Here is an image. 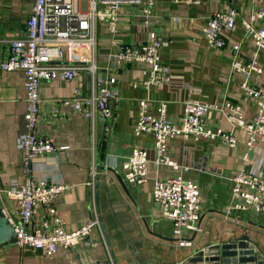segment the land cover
Returning <instances> with one entry per match:
<instances>
[{"label": "crops", "instance_id": "crops-1", "mask_svg": "<svg viewBox=\"0 0 264 264\" xmlns=\"http://www.w3.org/2000/svg\"><path fill=\"white\" fill-rule=\"evenodd\" d=\"M33 4L34 0H0V60L7 57L8 39L24 35ZM261 6L264 8V0ZM256 7L252 0H153L146 27L137 15L139 9L127 6L131 15L123 25V37L131 42L141 41L147 28L163 36L167 43L160 55L170 67L172 77L162 86L145 85L146 65L118 63L103 27L96 60L101 73L116 78L111 85L116 96L111 101V117L104 121L96 116L93 127L72 107L59 104V100L72 95L73 87L87 88L85 74L70 81L41 82L36 132L67 148L34 157V175L67 184L54 201L65 229L77 228L95 209L106 244L98 228L89 235L91 245L80 240L70 247H59L51 256L36 249L19 250L10 240L0 247V264H79L105 259L108 251L117 264H171L207 245L240 239L243 235L264 257V212L249 209L232 216L224 214L230 202L231 176L242 163L245 135L221 111L211 110L206 121L231 131L238 140L235 147L203 137L192 140L172 136L168 140L170 155L190 167L187 177L200 187V230L190 245L175 244L172 224L162 217L159 203L151 196L152 179L164 176L167 168L150 163L148 180L143 183L127 182L120 174L121 164L132 147L147 149L150 157L154 154L153 135L133 132L141 99L152 113H157L160 103L165 102L171 119L179 117L183 102L192 98L208 103L239 102L246 118L254 115L256 105L240 87L242 75L231 67L230 47L239 43L242 58L256 61L262 70L252 72L250 81L256 86L264 85V49L256 47L243 25V19ZM230 8L237 11L235 23L231 29L221 31L225 46L213 48L205 40L202 28L213 11ZM172 16L178 20L174 22ZM258 25L264 26V19ZM23 112L22 71L0 69V200L4 199L5 212L15 217L16 207L4 191L21 181V150L17 140L24 130ZM246 167L264 173V152L260 146L250 151ZM43 214L40 207L38 215Z\"/></svg>", "mask_w": 264, "mask_h": 264}, {"label": "built area", "instance_id": "built-area-1", "mask_svg": "<svg viewBox=\"0 0 264 264\" xmlns=\"http://www.w3.org/2000/svg\"><path fill=\"white\" fill-rule=\"evenodd\" d=\"M252 1L257 7L248 18L243 19V25L256 47L264 49V26L258 25V21L264 19V8L261 0ZM152 4L153 0H34L24 35L8 39V54L4 60H0V69H18L23 73L24 130L17 140L21 150V181L4 191L5 196L13 201L17 216L3 209L14 229L13 244L19 250L36 249L45 256H51L59 247L67 248L80 240H84L85 245H91L89 235L94 228L99 229L106 244L95 209L93 215L77 228L65 229L54 201L68 187L67 184L34 175V157L67 148V145H55L50 137L36 132L40 118V84L57 79L70 81L85 74L87 88L73 87L72 95L59 100V104L72 107V110L87 118L92 127L96 116L108 120L112 114L111 101L116 96V90L111 85L116 78L101 73L96 60V50L103 41V27L107 44L118 63L145 64V85L162 86L169 82L172 77L170 67L160 55L167 40L148 28L146 37L138 42L126 40L122 33L124 23L129 21L131 15L127 6L139 9L137 15L147 27ZM236 16L237 11L233 8L216 10L208 15L202 33L209 46L216 49L225 46L221 31L231 29ZM171 19L176 22L178 17L172 16ZM239 47V43L231 44V67L242 75L240 87L256 105L250 119L245 117L241 103L230 100L208 103L186 99L183 113L176 119L168 117L165 102L160 103L157 113L148 110L144 99L138 102L133 132L153 135L154 154L150 157L147 149L132 147L121 164L120 174L127 182L143 183L148 180L150 163L157 168H167L164 176L152 179L151 196L159 203L162 217L171 222L172 236L177 246L190 245L195 233L200 230L201 197L199 184L187 177L190 167L170 155L168 140L172 136L192 140L203 137L235 147L238 140L231 131L212 126L206 121V115L211 110L221 111L232 126L245 135L240 157L242 163L231 176L230 202L224 214L232 216L249 209L264 212V173L246 167L250 151L260 146L264 152V85L256 86L250 81V74L262 69L254 59H243ZM3 200H0L1 203ZM40 207L44 209L42 216L38 215ZM79 264L117 263L108 251L105 259Z\"/></svg>", "mask_w": 264, "mask_h": 264}, {"label": "water", "instance_id": "water-1", "mask_svg": "<svg viewBox=\"0 0 264 264\" xmlns=\"http://www.w3.org/2000/svg\"><path fill=\"white\" fill-rule=\"evenodd\" d=\"M13 237V226L8 223L0 201V247L13 241ZM171 264H264V257L243 235L240 239L207 245L182 261Z\"/></svg>", "mask_w": 264, "mask_h": 264}]
</instances>
